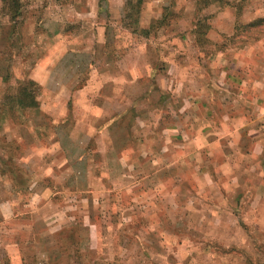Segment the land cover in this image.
Segmentation results:
<instances>
[{
	"label": "rangeland",
	"instance_id": "374dc122",
	"mask_svg": "<svg viewBox=\"0 0 264 264\" xmlns=\"http://www.w3.org/2000/svg\"><path fill=\"white\" fill-rule=\"evenodd\" d=\"M125 1L0 0V103L39 86L0 108V264H264L255 202L223 217L224 171L258 178L264 0Z\"/></svg>",
	"mask_w": 264,
	"mask_h": 264
},
{
	"label": "crops",
	"instance_id": "0c3cea01",
	"mask_svg": "<svg viewBox=\"0 0 264 264\" xmlns=\"http://www.w3.org/2000/svg\"><path fill=\"white\" fill-rule=\"evenodd\" d=\"M245 85V83H241V86L243 87ZM261 99V98H259ZM263 99V98H262ZM39 108V107H38ZM38 110V109H37ZM263 111H264V107H263ZM226 118V120H235V121H239L242 118H244V116L242 115V117L240 115H233L232 117H228L225 116L224 119ZM176 130V131H175ZM171 131L173 132H179L178 129H171ZM228 133L225 131H223V135H227ZM188 135H191L188 133ZM250 138H251V143H252V148H249L252 152V154L254 155V159H253V164L251 165L252 171L253 173L256 174L257 180L255 179L253 180H248L249 178L243 177L245 176L244 173L240 172L241 169H243V164L240 163L239 161L236 162V170L234 176H227V172L224 171L226 173L225 176H223V184H227V187L224 189L223 188V201L225 202L223 204V217H228L230 214H234L233 213V209L231 208H227L226 207V202L227 201H231V200H235L236 202L240 201L242 202L243 200H245V195L248 194V198L247 200L249 201H253L252 205H254L255 202V206L259 203V202H264V137L263 134L259 131V130H254L253 134H249ZM62 150V149H61ZM64 151V150H63ZM45 156H43L44 158ZM67 164V162H66ZM223 169L227 168V166L229 165V162H225L223 163ZM231 165H233V163H230ZM243 175V176H242ZM38 181H35L34 184H36ZM251 186V187H249ZM32 189V188H31ZM234 191L235 193V197L229 196L230 195V191ZM33 191V190H32ZM33 201H36V197H41V195L37 192L33 193ZM51 202V201H50ZM11 204H9V202L3 203L1 204V210H6L11 209ZM263 205V204H262ZM262 205H260L261 207L255 209V206L253 209H248L249 214H251V216H264V210H262ZM238 208H236V212H237ZM243 211V209H242ZM216 215H218V211H215ZM73 217V215H67L66 213V217ZM239 228L236 227H232L230 225L227 224H223V247H228L229 245H233V243H235L236 247H244L245 243L242 240V237L238 240L237 238L232 237V233L242 230H238ZM243 233V232H242ZM242 235V234H241ZM230 236V237H229ZM246 241V240H245ZM232 256H225V258H223V262L224 264H228L230 258ZM228 259V260H227Z\"/></svg>",
	"mask_w": 264,
	"mask_h": 264
},
{
	"label": "trees",
	"instance_id": "16d2710c",
	"mask_svg": "<svg viewBox=\"0 0 264 264\" xmlns=\"http://www.w3.org/2000/svg\"><path fill=\"white\" fill-rule=\"evenodd\" d=\"M134 4L130 0L125 1V7H129V11L135 10L139 11L140 6L142 5L144 0H134ZM130 18L131 15L128 13L123 16L124 18ZM161 20V19H160ZM158 20V21H160ZM38 84L31 78L23 79L18 82L15 94L10 97L7 102L0 103V108H4L6 113H14L16 111L29 110V109H38L39 102L37 100L38 93ZM0 120L5 117L0 116ZM10 117V116H6ZM12 117V116H11Z\"/></svg>",
	"mask_w": 264,
	"mask_h": 264
}]
</instances>
